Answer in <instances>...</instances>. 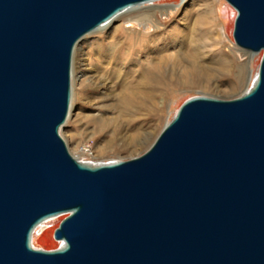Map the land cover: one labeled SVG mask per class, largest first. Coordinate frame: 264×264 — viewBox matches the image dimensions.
I'll return each mask as SVG.
<instances>
[{"label": "water", "instance_id": "water-1", "mask_svg": "<svg viewBox=\"0 0 264 264\" xmlns=\"http://www.w3.org/2000/svg\"><path fill=\"white\" fill-rule=\"evenodd\" d=\"M152 0H0V264H264V0H225L262 52L231 100L184 101L140 156L90 166L59 131L76 44ZM63 246L32 245L34 229Z\"/></svg>", "mask_w": 264, "mask_h": 264}, {"label": "bare ground", "instance_id": "bare-ground-1", "mask_svg": "<svg viewBox=\"0 0 264 264\" xmlns=\"http://www.w3.org/2000/svg\"><path fill=\"white\" fill-rule=\"evenodd\" d=\"M161 1L165 0H152L129 7L93 32H98L101 36L113 32L112 36L113 34L119 36L109 42L108 48L99 47L101 52L97 58V65H100L99 71L109 73L105 77L107 83L129 84L128 89L131 91L117 119L115 117L114 120L107 118L98 120L101 128L109 129L108 134L104 135L106 138L102 146L104 150L114 148L115 142L119 139L118 145L122 148L127 147L131 151L142 144L143 139L141 137L138 139L141 133L135 131V121L146 110V106L155 107L159 89L175 84L189 85V87L199 84L204 87L207 83L206 79L210 78L214 71L222 68L231 69L234 66L232 49L226 47V52L218 47L221 41L217 30L219 22L215 3L219 0H204L196 5V8L192 6L183 13L185 0H182L176 9L170 11L167 6L160 5ZM230 9L233 19L236 12L232 7ZM181 13V18L176 20V15ZM164 15L175 22L169 31H166L165 24L160 21V16ZM226 24L229 25V21L226 20ZM86 36L78 43L80 44ZM83 44L78 45V50L84 49ZM230 45L234 48L232 42ZM169 50L173 51L169 52ZM146 52L152 56L147 55L148 58L146 57L141 64L138 61L139 56L136 55ZM255 75L250 79L246 90L251 86ZM70 113L71 110L68 117ZM127 127L129 131L126 130ZM116 162H96L88 165L102 166ZM56 218L47 219L34 229L32 245L36 232ZM43 230L41 229L38 236ZM62 246L63 243L58 242V247Z\"/></svg>", "mask_w": 264, "mask_h": 264}, {"label": "rangeland", "instance_id": "rangeland-1", "mask_svg": "<svg viewBox=\"0 0 264 264\" xmlns=\"http://www.w3.org/2000/svg\"><path fill=\"white\" fill-rule=\"evenodd\" d=\"M181 1L165 0L161 1L160 5L167 6V9L170 11L176 9V6ZM202 1L204 0H185L182 13L189 10L192 6L195 7ZM215 4L219 22L217 30L221 41L218 47L226 52V47L232 49L234 53V57H232L234 66L231 69L222 68L221 70L214 71L212 76L206 79L207 83L204 87L199 84H193L190 87L189 85L175 84L166 86L161 90L159 89L155 100V107L147 104L146 110L135 121V131L139 132L138 134H142H140L138 139L141 137L143 142L138 146L139 148L137 147L133 151L127 147H120L118 145L120 143L119 138L115 142V147L110 149L111 151L102 149L104 140L106 139L104 135L108 134L109 129H103L98 124V120L101 118L114 120L116 117L117 119L125 107L131 92L128 89L129 84L119 82L107 83L105 77L109 73L107 71H99L100 65H97V58L101 52L99 47L108 48L110 46L109 42L111 43L112 39L115 37L119 38V36H115L114 34L112 36L113 32L104 36L95 32L86 36L80 44H76L71 63V102L69 106V112L71 110V113L59 131L71 156L85 164L126 161L138 157L149 148L165 124L172 119L176 110L187 99L208 97L231 100L240 97L246 91L250 79L257 72L262 52L249 54L239 50L234 45L232 30L235 15L232 19L231 9L225 0H219ZM182 13L176 15V20L181 18ZM160 17V21L165 24L166 31H169L175 25V22L169 17L167 18L165 15ZM226 20L229 21V25L226 24ZM230 42L233 43L234 48L231 47ZM81 44L84 45V49L78 50L77 47ZM172 51L169 50V52ZM147 55L149 57L152 56L149 52L136 56H139L138 61L143 64L146 57L148 58ZM80 59L82 60L80 61ZM126 130L129 131V128L127 127ZM65 217L66 215L64 214L60 215L42 226L39 232H36L37 234L33 236V247L46 251L57 249L58 242L53 239V231ZM41 229L44 230L38 236Z\"/></svg>", "mask_w": 264, "mask_h": 264}]
</instances>
